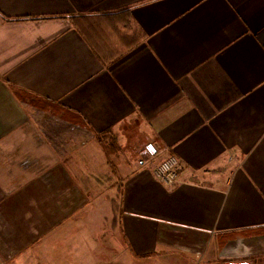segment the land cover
<instances>
[{"label": "crops", "instance_id": "0c3cea01", "mask_svg": "<svg viewBox=\"0 0 264 264\" xmlns=\"http://www.w3.org/2000/svg\"><path fill=\"white\" fill-rule=\"evenodd\" d=\"M110 220L91 264H264V0H0V264Z\"/></svg>", "mask_w": 264, "mask_h": 264}, {"label": "rangeland", "instance_id": "374dc122", "mask_svg": "<svg viewBox=\"0 0 264 264\" xmlns=\"http://www.w3.org/2000/svg\"><path fill=\"white\" fill-rule=\"evenodd\" d=\"M115 204L117 205V208L120 204V198H119V193H117L116 191V201H115ZM103 213L100 212V217ZM105 215V214H103ZM118 222V218H116L115 220V223L117 224ZM99 223V222H98ZM112 221L110 220L109 224L105 225L103 224V222H101V227H98V224L94 223V224H88L87 225V228L84 229V231L81 233H78L77 236H74L73 238H70L68 240V245L67 247H60L59 249V246H58V254L62 255V254H65L67 253L69 256H79L81 255V251L84 250V251H93L92 253L86 255L84 257V261L85 263H93L94 260L96 258H107L108 256V252H104L101 248H96L94 247V249L91 247L92 244H94L93 242H91V240H93L94 237H96V234H101L102 236H105L107 235V233H109L111 235V231H112V225H111ZM102 225L105 226V228H109V230H106V229H103ZM91 226V227H90ZM100 230V231H99ZM114 235L116 236V240L117 242L121 241L122 239V236L119 232V230H116V233H114ZM101 238H104L102 237ZM106 239V238H104ZM53 255H56L53 251ZM81 262H79L80 264Z\"/></svg>", "mask_w": 264, "mask_h": 264}, {"label": "built area", "instance_id": "2783aa9c", "mask_svg": "<svg viewBox=\"0 0 264 264\" xmlns=\"http://www.w3.org/2000/svg\"><path fill=\"white\" fill-rule=\"evenodd\" d=\"M183 165L176 156H171L162 162L153 172L154 177L166 186L175 185L180 178Z\"/></svg>", "mask_w": 264, "mask_h": 264}, {"label": "water", "instance_id": "95a60500", "mask_svg": "<svg viewBox=\"0 0 264 264\" xmlns=\"http://www.w3.org/2000/svg\"><path fill=\"white\" fill-rule=\"evenodd\" d=\"M231 264H236V263H231ZM239 264H251V263L245 262V263H239Z\"/></svg>", "mask_w": 264, "mask_h": 264}]
</instances>
